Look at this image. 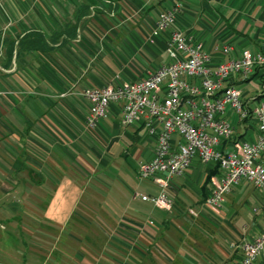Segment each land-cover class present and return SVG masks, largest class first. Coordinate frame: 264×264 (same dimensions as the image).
<instances>
[{"label": "crops", "instance_id": "0c3cea01", "mask_svg": "<svg viewBox=\"0 0 264 264\" xmlns=\"http://www.w3.org/2000/svg\"><path fill=\"white\" fill-rule=\"evenodd\" d=\"M115 1L0 0V217L75 215L76 226L91 234L76 243V264H240L243 240L264 229L260 190L242 180L214 213L204 202L215 163L194 159L164 187L171 210L141 198L151 205L139 204L128 194L129 171L138 177L139 162L154 155L157 134L146 130L144 116L123 125L119 102L88 127L82 91L152 73L168 61L172 29L200 40L212 65L245 48L262 50L264 0H182L174 24L158 35V13L181 0ZM112 10L128 16L106 13ZM34 32L44 38L36 42L41 48ZM223 44L232 46L229 54L219 53ZM252 81L232 75L224 86H238L251 106L258 102ZM224 115L234 131L222 150L234 139L256 138L254 120L240 119L230 107ZM260 159L264 165V152ZM35 203L41 210L34 211ZM86 216L101 218L104 228L87 224ZM93 234L103 237L98 244Z\"/></svg>", "mask_w": 264, "mask_h": 264}, {"label": "built area", "instance_id": "2783aa9c", "mask_svg": "<svg viewBox=\"0 0 264 264\" xmlns=\"http://www.w3.org/2000/svg\"><path fill=\"white\" fill-rule=\"evenodd\" d=\"M182 9L183 3L175 1L160 11L154 35L173 25ZM217 48L221 55L232 50L228 44ZM211 63L212 55L203 49L200 40H193L180 29H172L168 61L152 73L139 80L108 83L82 91L88 108L86 124L94 128L109 105L118 102L123 125L144 116L146 130L157 137L153 157L139 162L138 178H151L161 190L157 194L135 192V195L156 207L172 209L173 200L164 187L169 179L183 175L192 161L198 159L204 164H218V174L210 177V192L204 202L210 211L218 213L232 186L245 180L263 194L264 213V165L260 159L264 152V49L245 48L237 57L216 65ZM232 75L256 80V104L246 105L238 86H224V81ZM227 107L240 119L254 120L257 136L253 141L234 139L222 150L221 144L231 139L234 131L231 120L224 115ZM241 247L240 264H264V229L252 239L243 240Z\"/></svg>", "mask_w": 264, "mask_h": 264}, {"label": "rangeland", "instance_id": "374dc122", "mask_svg": "<svg viewBox=\"0 0 264 264\" xmlns=\"http://www.w3.org/2000/svg\"><path fill=\"white\" fill-rule=\"evenodd\" d=\"M182 3L184 8V2ZM106 13L110 16L114 15L115 18L128 16V13H115L113 10ZM252 85L256 86V82L252 81ZM129 172L127 187L129 197L133 198L134 196L135 201L139 204L150 206V203L142 201L138 195H135V192L157 193L159 190L157 185L151 178L139 179L133 168ZM102 180L105 181V179ZM69 204L72 205L73 203ZM78 204L81 205V203ZM34 205L35 212L41 210L38 207L39 203ZM62 205L64 207L66 203H62ZM19 213L22 216L14 219L6 216L0 217V264H76L75 245L81 243L84 238L89 240L91 234L85 233L89 229L76 226L75 215L66 220L59 216V210L55 212L58 215L55 219L37 218L36 215L26 218V212L21 211ZM83 221L92 225H97L99 222L97 227L99 226V229L104 228L101 218L86 216L83 217ZM76 228L79 230L81 228L82 231L79 232ZM93 235L95 237L93 241L97 244L98 239L103 238L97 234ZM103 236L106 237L105 234Z\"/></svg>", "mask_w": 264, "mask_h": 264}, {"label": "trees", "instance_id": "16d2710c", "mask_svg": "<svg viewBox=\"0 0 264 264\" xmlns=\"http://www.w3.org/2000/svg\"><path fill=\"white\" fill-rule=\"evenodd\" d=\"M109 2H110V5H112L113 2H116V1H115V0H109ZM114 6H115V5H114ZM114 6H112V7H114ZM30 36H33V38H34V43H35V44H36V42H38V41H40L41 44H42L44 38H43V36H42L41 33H39V32H34V33H31ZM36 46H38V48H41L40 45H37V44H36ZM217 170H218V164H215V166H214V170H213L212 174H209V175H208V179H207L208 181L210 180V177H211L213 174H216V173H217Z\"/></svg>", "mask_w": 264, "mask_h": 264}]
</instances>
